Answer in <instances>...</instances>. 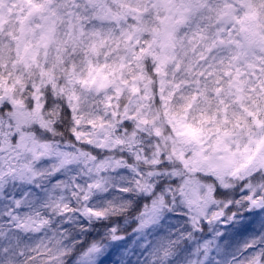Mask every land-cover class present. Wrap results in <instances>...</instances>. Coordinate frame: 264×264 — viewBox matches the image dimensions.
Listing matches in <instances>:
<instances>
[{"label":"snow or ice","instance_id":"snow-or-ice-1","mask_svg":"<svg viewBox=\"0 0 264 264\" xmlns=\"http://www.w3.org/2000/svg\"><path fill=\"white\" fill-rule=\"evenodd\" d=\"M0 264H264V0H0Z\"/></svg>","mask_w":264,"mask_h":264}]
</instances>
